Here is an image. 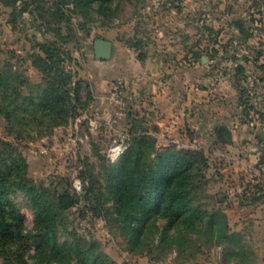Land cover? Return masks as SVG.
Wrapping results in <instances>:
<instances>
[{
    "label": "rangeland",
    "instance_id": "1",
    "mask_svg": "<svg viewBox=\"0 0 264 264\" xmlns=\"http://www.w3.org/2000/svg\"><path fill=\"white\" fill-rule=\"evenodd\" d=\"M5 1L0 0V67L21 72L32 82H41L42 72L31 63L33 55L40 53L39 44L51 40L60 51L66 50L70 56L63 64L73 74L69 87L71 91L76 87L78 97V101H73V116L64 124L42 127L39 131L33 127L25 128L20 131V139L15 141L26 160L27 174L34 183L50 191L67 189L78 196V201L62 212L56 224L53 235L57 243L62 247L68 246L72 233L93 238L118 264H134L142 256L150 264L161 261L177 264L256 262L252 240L248 236L242 234L237 240L225 239L224 235L216 233L214 227L210 229L206 225V215L200 222L194 220L190 224L182 216L172 222L157 214L158 210H152L135 241L136 231L132 228L137 226V222L131 219L138 205L129 206L116 201L109 185V180L113 182V174L119 169L121 155L114 161L105 155L107 145L117 138L119 131L127 132L128 138L133 134L130 132L134 126L133 118L129 117L124 128L105 127V120L95 108L91 109L94 101L92 86L83 77V70L88 58L93 56L94 39L104 36L127 45L135 44L132 47L134 51L145 55L166 49L191 56L195 53L196 56L218 58L220 53L224 58L243 57L250 50L256 53L260 46L258 38L264 39V0H111L109 10L99 9L95 0L90 2L85 15L72 10L70 5L65 7L64 20L54 16L52 0H38V6H41L38 9H34V2H29V9L17 15L11 13L9 5L2 3ZM67 15L70 16L68 20ZM66 34L73 37L65 40ZM114 84L112 81V87ZM25 91L21 88L22 93ZM111 104L114 105L113 101ZM84 113L97 119L98 126L91 127L88 118L83 117ZM119 118L111 116L113 123ZM261 128L257 129L258 140ZM0 137L14 140L6 133L2 115ZM246 141L242 140V143ZM156 146L165 145L156 142ZM154 158L151 154L150 161ZM208 158L209 166L204 170L199 200L207 210L220 207L229 213L232 207L229 198L236 192H243L242 188L236 187L243 176L232 177L228 171L220 172V164L228 165L226 159L220 160L213 155H208ZM110 168H113V174ZM82 175L87 176L86 179H82ZM74 179L84 181L83 187L92 181L94 191H85L82 187L77 192L73 186ZM12 200L22 216L24 229H30L33 212L28 200L21 193L12 195ZM226 221L233 222L227 215ZM163 231L164 239L160 242ZM177 247L179 252L176 253ZM137 248H142V253H136ZM148 248H151L150 254L146 253ZM19 250L25 262L22 264H39L34 262L30 240H24ZM66 258L68 256L64 257L62 264H68ZM11 259L17 263L14 256ZM51 264L59 263L53 259Z\"/></svg>",
    "mask_w": 264,
    "mask_h": 264
},
{
    "label": "trees",
    "instance_id": "2",
    "mask_svg": "<svg viewBox=\"0 0 264 264\" xmlns=\"http://www.w3.org/2000/svg\"><path fill=\"white\" fill-rule=\"evenodd\" d=\"M52 1L54 16L64 20L65 7L70 5L72 10H79L85 15L90 2L95 0ZM109 1L97 0L98 8L109 10ZM29 2L35 3L34 9L41 7L38 6V0H6L2 3L9 5L11 13L17 15L29 9ZM69 17L67 15L66 19ZM58 36L64 37L61 34ZM72 37L66 34L65 40ZM129 46L134 47L135 44ZM39 50L40 53L33 55L31 63L42 72L41 82H32L21 72L0 67V115L5 118L6 133L14 139L9 141L0 137V264L25 263L19 252L24 240H30L34 262L39 264H51L53 259L62 264L66 256L68 264H118L93 238L72 233L68 246L62 247L57 243L53 235L56 224L62 212L78 201V196L67 189L50 191L34 183L27 174L26 160L15 143L21 137L20 131L25 128L33 127L39 131L42 127L64 124L74 114L73 101H78L76 87L72 91L69 87L73 82V74L63 64L65 59H70L68 52L60 51L51 40L39 44ZM144 56L143 52L137 54L140 60ZM236 72L239 75L236 82L240 85L243 67L237 65ZM21 88L26 91L22 93ZM244 91L241 87V96H244ZM242 102H247L246 97ZM133 122L134 126L130 128L133 134L120 156L119 169L113 174V168H110L114 179L113 182L109 180V185L116 201L129 206L138 205L136 214L132 219L129 218L137 222V226L132 228L136 231L135 241L152 210H158L157 214L172 222L182 216L190 224L194 220L200 222L206 215V225L210 229L214 227L218 235H224L223 238L228 240L240 238L239 233L230 231L226 214L220 207L207 210L199 200L204 170L209 166L204 151L200 148L177 147L175 144L158 147L155 137L147 132L145 126L138 119H133ZM216 134L220 135L221 141L230 139L228 130L223 127L216 128ZM259 141L264 145L262 136H259ZM151 154L155 156L152 161ZM259 159L262 161L264 155L261 154ZM86 177L82 175L81 178ZM83 188L85 191H94V183L89 181ZM16 193H21L28 200L33 212L32 226L28 230L24 229L22 216L12 200V195ZM124 220L128 219L124 217ZM164 234L163 231L160 242ZM175 251L179 252V248H175ZM135 252L142 253V248H137ZM146 253L150 254L151 248ZM12 256L17 263L13 262ZM149 257L154 260L152 256ZM250 261L256 264L255 260ZM157 264L177 263L161 261Z\"/></svg>",
    "mask_w": 264,
    "mask_h": 264
},
{
    "label": "crops",
    "instance_id": "3",
    "mask_svg": "<svg viewBox=\"0 0 264 264\" xmlns=\"http://www.w3.org/2000/svg\"><path fill=\"white\" fill-rule=\"evenodd\" d=\"M99 38L111 43V53L107 59L93 54L83 70V77L92 86L91 109L97 110L107 128H124L132 117L158 144L200 148L207 158L226 159L228 165L220 164L219 171L243 176L236 186L243 192L229 198V213L224 210L233 220V224L228 222L230 231L248 236L256 264H264V159L257 162V157L264 155L263 142L257 139V129L264 125V39L258 38L256 53L250 50L243 57L224 58L221 53L219 58L191 56L166 49L147 52L140 60L122 41ZM237 65L243 67L240 85L236 82ZM112 81L123 82L133 94L129 107L115 123L111 120ZM244 97L247 102H242ZM218 127L228 130V141H221L216 134ZM261 129L259 136L264 133V127ZM134 264L150 262L142 256Z\"/></svg>",
    "mask_w": 264,
    "mask_h": 264
},
{
    "label": "built area",
    "instance_id": "4",
    "mask_svg": "<svg viewBox=\"0 0 264 264\" xmlns=\"http://www.w3.org/2000/svg\"><path fill=\"white\" fill-rule=\"evenodd\" d=\"M133 94L128 91L127 87L121 81H116L112 90L110 92V99L114 103L113 115L117 118L122 117L124 114L125 108L128 106V103L132 100ZM83 117H87L91 127L98 126L99 122L95 118H89L87 114H83ZM128 133L125 131H119L117 133V138L113 139L105 149V155L110 161L116 160L125 150L127 146ZM114 158V159H113ZM84 185V181L80 179H74L73 186L76 191H81V188Z\"/></svg>",
    "mask_w": 264,
    "mask_h": 264
},
{
    "label": "water",
    "instance_id": "5",
    "mask_svg": "<svg viewBox=\"0 0 264 264\" xmlns=\"http://www.w3.org/2000/svg\"><path fill=\"white\" fill-rule=\"evenodd\" d=\"M111 43L103 38H95L93 41V54L98 59H107L110 57ZM264 138V133L262 134Z\"/></svg>",
    "mask_w": 264,
    "mask_h": 264
},
{
    "label": "clouds",
    "instance_id": "6",
    "mask_svg": "<svg viewBox=\"0 0 264 264\" xmlns=\"http://www.w3.org/2000/svg\"><path fill=\"white\" fill-rule=\"evenodd\" d=\"M114 159V158H113Z\"/></svg>",
    "mask_w": 264,
    "mask_h": 264
}]
</instances>
